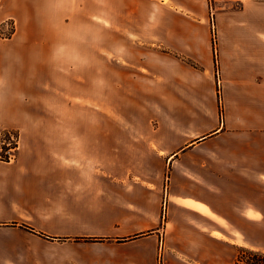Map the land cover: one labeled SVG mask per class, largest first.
<instances>
[{
    "label": "crops",
    "instance_id": "obj_1",
    "mask_svg": "<svg viewBox=\"0 0 264 264\" xmlns=\"http://www.w3.org/2000/svg\"><path fill=\"white\" fill-rule=\"evenodd\" d=\"M108 4L113 0H31L27 28L61 37L41 50L56 71L50 85L34 89L32 120L18 124L14 157L0 159V264H232L237 245L261 249L259 1L241 18L224 13L215 52L205 0H131L122 18L144 37L143 56L131 66L142 75L136 93L147 101V127L118 130L87 122L88 85L102 94L104 82L103 51L92 46L89 53L87 39L115 19ZM72 37L85 42L76 46ZM73 62L81 68L78 104ZM131 130L147 138L119 133Z\"/></svg>",
    "mask_w": 264,
    "mask_h": 264
},
{
    "label": "rangeland",
    "instance_id": "obj_2",
    "mask_svg": "<svg viewBox=\"0 0 264 264\" xmlns=\"http://www.w3.org/2000/svg\"><path fill=\"white\" fill-rule=\"evenodd\" d=\"M130 1L113 0L114 4H108L113 11L109 17L113 16L115 19L109 18L105 21L103 35L88 36L87 39L89 53L92 46L98 50L99 54L103 51V57L98 60H102L104 71L102 94L99 88L96 93L95 83L88 85L87 122L101 123L115 130L119 129L117 126L119 124H136L147 127V101L143 99L142 94L136 93L140 91V88L142 89V75L131 66L138 64L143 56L138 44H143L144 37L136 33L131 21L122 18ZM141 1L144 2V0ZM251 1L205 0L207 28L215 52L219 42L220 21L224 13L231 10L241 18L239 13L243 8L249 9ZM257 1H259L258 7L264 11V0ZM30 5L31 0H1L0 2V151L2 153L6 152L5 146L9 145L8 140L4 138V131L11 129V131L19 132L18 124L23 117L32 120L27 112L32 110L34 89H42L47 84L50 85L56 71L48 61L41 59L44 56L41 50L46 49L48 45L54 46L61 36H45L44 38L38 35V32H31L27 28L30 19ZM72 42L79 46V43L85 40L83 37H72ZM51 49L53 53V48ZM91 53L89 58L92 56L96 59L95 53ZM94 67V64L89 67V75L95 76ZM80 77L79 63L73 62L70 83L72 101L77 104L81 89ZM134 77H140L139 81ZM97 95L98 99H96ZM101 96H103L102 100H100ZM77 112H79L78 106L77 108L73 106V119ZM79 120L77 115L75 122H80ZM201 122V124L210 122V117H205ZM119 133L125 137L128 134L134 135L135 137L132 138L137 141L145 138V134L147 138V132L139 130ZM115 134L117 133L113 131L105 132V136ZM260 248H264V244ZM237 253V248H235L232 264H234Z\"/></svg>",
    "mask_w": 264,
    "mask_h": 264
},
{
    "label": "trees",
    "instance_id": "obj_3",
    "mask_svg": "<svg viewBox=\"0 0 264 264\" xmlns=\"http://www.w3.org/2000/svg\"><path fill=\"white\" fill-rule=\"evenodd\" d=\"M1 2V0H0ZM4 138L8 140V146H5V151H0V159L10 161L19 146V132L6 129ZM237 256L234 264H264V250L256 249L246 245H237Z\"/></svg>",
    "mask_w": 264,
    "mask_h": 264
},
{
    "label": "built area",
    "instance_id": "obj_4",
    "mask_svg": "<svg viewBox=\"0 0 264 264\" xmlns=\"http://www.w3.org/2000/svg\"><path fill=\"white\" fill-rule=\"evenodd\" d=\"M216 72H217V83H218V86L221 87V85H222V76H221L220 68L217 67V71Z\"/></svg>",
    "mask_w": 264,
    "mask_h": 264
},
{
    "label": "bare ground",
    "instance_id": "obj_5",
    "mask_svg": "<svg viewBox=\"0 0 264 264\" xmlns=\"http://www.w3.org/2000/svg\"><path fill=\"white\" fill-rule=\"evenodd\" d=\"M4 86V85H3ZM2 88V87H1Z\"/></svg>",
    "mask_w": 264,
    "mask_h": 264
}]
</instances>
